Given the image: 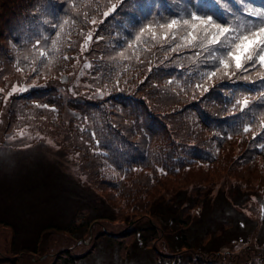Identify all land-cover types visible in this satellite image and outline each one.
Returning <instances> with one entry per match:
<instances>
[{
    "label": "trees",
    "instance_id": "1",
    "mask_svg": "<svg viewBox=\"0 0 264 264\" xmlns=\"http://www.w3.org/2000/svg\"><path fill=\"white\" fill-rule=\"evenodd\" d=\"M112 4L118 5L117 11L105 18L103 12ZM245 6L264 11V0H0V155L8 150L4 145H9L7 139L13 134L37 132L56 142L58 151L67 154L79 172L76 180H65L60 164L47 160L40 168L43 173L33 178L22 175L27 198L46 186L53 193L57 188L66 205L57 217L41 223L35 241L26 240L32 242L24 241L20 248L13 241L14 256L0 248V264L38 263L39 243L50 232L67 235L73 244L90 242L91 248L102 239L121 251L122 232L104 229L91 237L93 222L101 225L117 218L112 207L106 211L101 206L106 201L127 204L155 185L159 187L149 204L141 201L137 208L144 210L141 219H148L140 241L152 233L143 245L156 264L165 257L157 244L165 239V224L175 230L171 233L179 231L174 252L193 253L183 255L189 258H183V264L218 260L264 264L262 227L242 234L238 232L242 228L224 222L204 237L191 238L188 233L193 228L186 221L190 212L202 207L199 200H209L213 190L235 209L241 207L237 200L243 195L233 194V187L250 195L248 200L264 195V151L259 147L264 144V83L260 82L264 69L249 71L247 80H209L206 73L215 70L216 60L206 53L197 56L186 47L171 50L192 29L181 23L170 30L177 38L173 44L171 35L162 39L164 29L159 27L174 18L190 19L185 11H195L209 13L234 29L232 33L243 32L240 20L248 10ZM141 27L145 32L136 42ZM89 32L94 40L84 44ZM225 35L222 44L205 40L204 47L230 48L235 35ZM204 37V32H197L198 41ZM121 51L124 57L118 56ZM222 55L213 52L214 57ZM65 56L74 59L64 60ZM78 80L86 84L84 91L77 90ZM197 84L209 91L202 93ZM98 88L104 95L98 94ZM244 98L249 106L241 111L235 104ZM245 126L249 133L243 132ZM29 151L23 146L16 149L18 154ZM105 188H114L115 200L108 198ZM128 223L126 230L141 231L132 226L134 222ZM0 226L12 228L16 236L17 226L10 220L0 218ZM72 243L59 250L51 264H77L89 254L90 250L75 252Z\"/></svg>",
    "mask_w": 264,
    "mask_h": 264
},
{
    "label": "rangeland",
    "instance_id": "2",
    "mask_svg": "<svg viewBox=\"0 0 264 264\" xmlns=\"http://www.w3.org/2000/svg\"><path fill=\"white\" fill-rule=\"evenodd\" d=\"M245 7L249 9L248 6ZM255 12H257V10L253 9L243 15L245 18H243L242 21L240 20V27L243 32L236 29L237 34H247V31L255 30V27L264 26L261 25V20L259 18L251 17L252 15H255ZM207 15H209V13H206V16ZM232 32L233 30L230 31V34ZM75 84L77 85V90L82 89L84 91L86 88V84L83 81L80 82V80H78ZM64 97L66 98L65 95ZM67 99L68 98L65 100ZM7 142L9 145L4 146L8 150L0 155V218L10 220V222L17 226V228H15L17 230L14 229L16 231V236L14 235L13 237L14 231L12 228L0 226V248L6 253L14 256L15 254L13 253H16V251L14 246L12 249L13 241L18 244V248L22 247L24 241L32 242L26 240L35 241V230L38 234L37 229L40 228V225H42L41 223L43 221L48 222L57 217L61 206L66 205L63 202V197L59 198L57 196V188L53 193L51 189L46 186L33 190V194L31 193L30 198H27L25 196V190L22 189L24 177L22 175L27 173L29 174V178H33L36 174L43 173L40 168L47 160H52L60 164L62 174L63 176H66H64L65 180L69 178L76 180L79 172L78 166L71 161V158L62 151H58L59 147L56 142L37 132L30 133L29 131H25L13 134L7 139ZM21 146L29 148V153H16V149H19ZM60 176L62 177V175ZM17 180L18 184H16ZM158 187V185H155L150 189H143L134 201H130L127 204L106 201L110 206L106 202L101 206V208H104L106 211L110 210L109 208L112 207L117 214V218L115 222L103 223L101 225H97V223L93 224V234L91 237L93 238L100 235L104 229L111 232H122V237L118 238V241H121L120 248H124L121 251L118 248L108 246L102 239L97 240L96 247L91 248L90 242H86L83 246L80 245L81 241L73 244L72 242L67 241V235L50 232V235L46 236L39 243L40 250L36 255L38 256L37 258L39 262H35L34 264H51L54 255L59 250L68 247V244L70 243L75 245H72V250H75L77 253L81 251L88 252L90 250L89 254L77 264H156L155 257H153L150 250L143 245V241L153 237L152 233H147V238L140 241V232L144 235V227L148 219H141V217L143 218L144 216V210L138 209L137 206L141 201L148 205L151 193L156 191ZM113 190L114 188H105V194L108 195L109 199L114 198L115 200L116 195H113ZM232 191L237 197H239L240 194L243 195H240L241 197L239 199L241 201H239V199L237 200V202L242 203L241 207L238 209L227 207L225 201L222 202L221 200V194H216L213 190L212 194L208 196L209 200H206L205 198L199 200L200 205H202L198 211L199 215H197L198 212L196 211L190 212L191 217L186 218V216H188L187 213L183 215V217L186 218V221L190 223V228H193L192 231L188 233L191 238L196 234L204 237L205 232L214 231L218 224L224 222L234 225L233 228H242L241 230L238 229V232H242V234H245L247 229L253 231L256 227L257 230L260 231V228L262 227L264 237V223L261 225V222L264 221V195L254 196V198L252 197V199L248 200L250 195H247V193L243 191H240L239 193V190L236 189V187H233ZM224 192L226 194L228 193L226 191ZM144 193H147V195H144ZM162 201V204H164L165 201ZM159 203L160 202H157V205ZM162 209L157 208L156 210L160 211ZM180 215L181 214L178 215L179 218H182ZM125 220L127 222L124 223ZM128 221L131 223L134 222L135 224L132 226L140 228L141 231L136 229L131 231L126 230L129 227ZM214 221H217L218 223L215 224ZM165 227L167 228L165 239H162L157 243L164 250L163 255L165 256L163 260L160 261V264H183V258L188 260L189 258H187V256L189 257L193 253H175L174 251H177V249L173 247H176L177 245L174 244L173 241L176 242L179 231L177 233H171L169 230L174 232L175 230L170 229L166 224ZM178 236L180 237V235ZM223 238H221V240ZM91 239L90 241H92ZM23 253L25 252H22V254ZM254 262L252 264H254ZM215 263L222 264L220 260Z\"/></svg>",
    "mask_w": 264,
    "mask_h": 264
},
{
    "label": "snow or ice",
    "instance_id": "3",
    "mask_svg": "<svg viewBox=\"0 0 264 264\" xmlns=\"http://www.w3.org/2000/svg\"><path fill=\"white\" fill-rule=\"evenodd\" d=\"M247 0H245V3ZM122 6V5H120ZM118 5L112 4L108 11L103 12V16L108 18L112 16L117 11ZM185 15L189 16L190 19H180L174 18L171 19L167 23H162L159 25L161 29H164V33L162 39L167 41L171 35L172 43L176 44V36L172 35L170 30H174L181 23L185 26H189L192 30L184 36L182 44H176L175 47H172L171 50L173 52H179L181 47H186L188 49L195 50V54L197 56L206 53L207 56L212 57L213 60H216L217 63L212 64V67L215 69L214 71H208L206 76L209 80L214 78L221 79H239L243 77L245 80L248 79L247 73L249 71H255L258 67L260 69H264V26L255 27V30L247 31V34H237L231 41L230 48L225 47H216L207 48L204 47V41L207 40L210 45L218 46L227 40L225 34L230 33L232 29L225 26V23L216 22L212 15H201L197 12H187L185 11ZM251 15V14H249ZM256 17L260 18L261 25H264V11L255 12ZM97 21L93 20V25L96 24ZM67 23V21H65ZM149 30H152V26H148ZM201 31L205 33L204 40H197V32ZM145 32V28L141 27L139 29V34L135 36V41L139 42L141 40L142 33ZM214 33V34H213ZM59 36L60 33L58 32ZM210 37V39H209ZM156 38V33L153 31L152 39ZM223 38V40L221 39ZM94 40V34L89 32L84 38V44H90ZM55 43V42H54ZM129 48L132 47V44L128 45ZM171 47V45L169 46ZM83 49V45H81ZM218 51L223 53L220 57H214L213 52ZM119 57H124L125 53L123 51L118 53ZM64 60L74 59L72 57L65 56ZM218 64V66H217ZM86 67L91 68L92 65L88 64ZM19 70V69H18ZM260 82L264 83V74H260ZM171 83V81H170ZM114 87H118V83L114 85ZM197 88H201V85L197 84ZM21 89L15 88L13 91H20ZM26 90V89H25ZM209 88L203 87L201 88L202 93H207ZM99 95H104L103 91L97 89ZM11 95V94H10ZM235 106H238L241 111H244L249 106V99L244 98L243 100H237ZM46 107V106H45ZM251 131L250 127L245 126L243 128L244 133H249ZM261 135H264V120L261 121ZM261 151H264V144L259 145ZM163 171V170H161Z\"/></svg>",
    "mask_w": 264,
    "mask_h": 264
}]
</instances>
